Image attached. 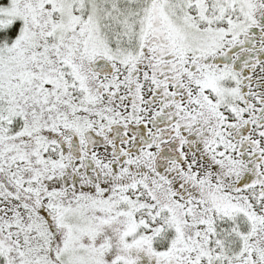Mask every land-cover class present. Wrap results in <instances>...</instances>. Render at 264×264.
<instances>
[{
    "label": "snow or ice",
    "instance_id": "snow-or-ice-1",
    "mask_svg": "<svg viewBox=\"0 0 264 264\" xmlns=\"http://www.w3.org/2000/svg\"><path fill=\"white\" fill-rule=\"evenodd\" d=\"M0 264H264V0H0Z\"/></svg>",
    "mask_w": 264,
    "mask_h": 264
},
{
    "label": "trees",
    "instance_id": "trees-1",
    "mask_svg": "<svg viewBox=\"0 0 264 264\" xmlns=\"http://www.w3.org/2000/svg\"><path fill=\"white\" fill-rule=\"evenodd\" d=\"M15 31V29H13V32Z\"/></svg>",
    "mask_w": 264,
    "mask_h": 264
}]
</instances>
